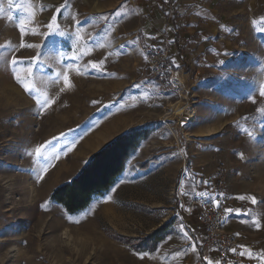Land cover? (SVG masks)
<instances>
[{"label":"rangeland","instance_id":"1","mask_svg":"<svg viewBox=\"0 0 264 264\" xmlns=\"http://www.w3.org/2000/svg\"><path fill=\"white\" fill-rule=\"evenodd\" d=\"M150 26L163 28L176 89L148 73ZM262 90L264 0H0V264H197L189 204L217 193L251 237V264H264ZM147 123L128 163L153 159L147 169L127 168L75 215L49 201L93 153ZM163 225L153 251L125 243Z\"/></svg>","mask_w":264,"mask_h":264},{"label":"trees","instance_id":"2","mask_svg":"<svg viewBox=\"0 0 264 264\" xmlns=\"http://www.w3.org/2000/svg\"><path fill=\"white\" fill-rule=\"evenodd\" d=\"M151 132L147 123L117 136L101 150L93 153L74 177L53 188L49 201L59 205L68 215H75L87 209L94 200L105 196L127 168L147 169L153 159L131 167H128V163ZM165 229L166 225H163L145 239L125 238V243L130 244L136 252L153 251L165 236ZM201 251L202 248L199 249L200 254Z\"/></svg>","mask_w":264,"mask_h":264},{"label":"built area","instance_id":"3","mask_svg":"<svg viewBox=\"0 0 264 264\" xmlns=\"http://www.w3.org/2000/svg\"><path fill=\"white\" fill-rule=\"evenodd\" d=\"M149 75L161 85L177 88L176 79L167 49L161 46L148 45L143 48ZM226 195L201 194L192 202L198 207L197 222L203 228L200 245L202 251L197 264H207L209 250L218 252L222 264H242L241 252L235 239L224 229L226 222L225 206L228 203ZM219 204V207L216 204Z\"/></svg>","mask_w":264,"mask_h":264},{"label":"crops","instance_id":"4","mask_svg":"<svg viewBox=\"0 0 264 264\" xmlns=\"http://www.w3.org/2000/svg\"><path fill=\"white\" fill-rule=\"evenodd\" d=\"M163 28L162 26H150L149 30L147 31L146 35H144V41L146 43V45H153V46H160L159 45V40H156V37H158L160 34H162ZM155 38V43H152L150 41V39ZM201 195V194H199ZM196 196L192 197L191 200H193ZM188 210H190L192 212V215L189 217L190 219V223L191 226L193 228H195V231L199 232V243H201V239L203 236V228L198 224L197 222V213H198V207L193 204V202L191 201V203L189 204V208ZM226 210H231V211H226ZM225 212H226V222H225V229H229V233L238 241V248L241 252V260H242V264H251V237L247 236V237H240L239 234L236 232V229H234V226H239V223L241 221V217L237 214V210L234 209L232 210V208L230 207H225ZM197 245V244H196ZM200 249V247H199ZM199 252V251H198ZM200 255V252H199ZM211 261L212 264H222L219 260L218 257V252L214 249L209 250V260L208 262ZM207 262V264H208Z\"/></svg>","mask_w":264,"mask_h":264},{"label":"snow or ice","instance_id":"5","mask_svg":"<svg viewBox=\"0 0 264 264\" xmlns=\"http://www.w3.org/2000/svg\"><path fill=\"white\" fill-rule=\"evenodd\" d=\"M11 4H12V0H9V5L11 6ZM53 23H55V20H53ZM49 26H51V25H49ZM12 63H13V65H15V64H18V63H21V62L18 61V60H13ZM91 67H92L93 69H96V68H98L99 66H98L97 64L94 63V64L91 65ZM25 72H26V75H27V76H31V75H32V68H31V67L26 68V69H25ZM16 82H17V83L23 88V90H24L26 93H30V92L32 91L30 85L26 82V79H21L20 76H19V74L16 75ZM65 83H66V84L68 83V78H67V77H65ZM260 95H261V96H264V90L261 91ZM253 102H255V101H253ZM51 103H54V102H47V101H46V102H45V106H46V107H51ZM248 135L251 136L252 133H248ZM41 151H42L41 147H37V148L35 149L36 155H40V154H41ZM241 158H242V157H241ZM47 170H48L47 168L44 169L45 172H47ZM237 198H238V199H244V197H242V196H241V197H237ZM252 202H253V203L256 202L254 198H252ZM216 206L219 207L218 202H217ZM226 211H231V210H226ZM208 264H212V262L209 261Z\"/></svg>","mask_w":264,"mask_h":264},{"label":"bare ground","instance_id":"6","mask_svg":"<svg viewBox=\"0 0 264 264\" xmlns=\"http://www.w3.org/2000/svg\"><path fill=\"white\" fill-rule=\"evenodd\" d=\"M176 77H178V74L176 73ZM186 111V113L189 115V119H192L193 118V114H194V112H193V109H188V110H185ZM180 112V110L177 112V113H179ZM179 115V114H178ZM85 142H84V144H86V142H88L89 140L88 139H86L85 138ZM87 145V144H86Z\"/></svg>","mask_w":264,"mask_h":264}]
</instances>
